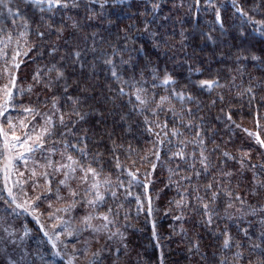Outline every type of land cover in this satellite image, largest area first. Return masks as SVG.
<instances>
[{
    "label": "trees",
    "instance_id": "16d2710c",
    "mask_svg": "<svg viewBox=\"0 0 264 264\" xmlns=\"http://www.w3.org/2000/svg\"><path fill=\"white\" fill-rule=\"evenodd\" d=\"M101 4L103 0H78V6L53 9L31 0L0 4V88L8 86L12 92L10 99H0V106L10 107L13 114L32 108L30 116L52 111L53 134L45 138L49 155L65 164L72 155L85 167L91 165L106 197L104 205L93 209L84 200L94 193L85 197L82 190L75 198L78 208L86 215L92 209L93 216L109 206L119 209L109 225L117 235L108 240L110 232H104L82 264H262L264 147L256 137L264 140V0ZM109 57L113 65L104 62ZM113 67L120 80L111 75ZM165 75L173 83L163 84ZM123 81L143 87L149 98L168 99L153 116ZM201 81L216 84L201 87ZM12 118L0 119V125ZM181 150L183 160L173 155ZM201 153L208 158L207 171ZM7 159L0 135V202L8 180L15 179ZM76 173L83 175L79 168ZM187 176L191 180L181 179ZM213 192L218 193L215 201ZM197 196L209 205L211 223ZM63 197L73 204L69 191ZM182 197L187 206L175 203ZM229 202L231 208L226 207ZM14 220L33 264L38 260L35 250L44 251L51 264H78L66 256L58 259V250L48 256L50 240L34 218L21 213ZM225 232L231 237L228 248L222 246Z\"/></svg>",
    "mask_w": 264,
    "mask_h": 264
},
{
    "label": "rangeland",
    "instance_id": "374dc122",
    "mask_svg": "<svg viewBox=\"0 0 264 264\" xmlns=\"http://www.w3.org/2000/svg\"><path fill=\"white\" fill-rule=\"evenodd\" d=\"M3 90L0 88V99L6 97ZM0 111L4 113L0 115V119L8 115L13 116L5 127L0 125V128L8 134L9 163L7 164L15 178L8 180L9 188L3 191L5 199L0 202V264H33L34 262L32 256L22 247L23 231L17 227L18 222L14 220L21 213L34 218L46 234L45 240H50L52 252L48 256H52L53 251L58 250V259L66 256L82 264L87 260L86 254H90L94 249L93 243L99 242L104 232L87 229L81 223L86 215L84 210L82 212L76 203L70 208V201L63 197V191H69V188L60 185L59 181L65 179L63 173L66 169L57 172L56 168L60 164H65L64 159L50 156L51 149L48 147L31 153L25 152V149L20 147V143L27 138V135L35 136L39 133L44 120L49 116L53 118L54 113L46 109L31 116V113L13 114L11 108L6 105L0 106ZM13 135L20 136L21 141H13ZM13 144L15 147H12ZM20 153H23L22 159L18 157ZM49 164L52 166L49 167ZM43 173H48L47 177ZM80 176L82 175L76 172L71 173L67 180V185L79 192L94 182L89 176L88 184H81ZM92 198L94 197L89 199ZM89 212L94 214L92 209L87 214ZM92 224L97 226L101 223L92 222ZM34 255L38 258L36 264H51L44 251L35 250Z\"/></svg>",
    "mask_w": 264,
    "mask_h": 264
},
{
    "label": "snow or ice",
    "instance_id": "6c2138e0",
    "mask_svg": "<svg viewBox=\"0 0 264 264\" xmlns=\"http://www.w3.org/2000/svg\"><path fill=\"white\" fill-rule=\"evenodd\" d=\"M4 2H5V0H0V4H4ZM31 2L33 4H37V5L46 4L49 7V9L61 8V7L67 8L70 5L73 6V7L78 6V0H31ZM94 2H95V0H94ZM108 2H109V0H103V4H101V7H103L104 4H107ZM41 11H43V9H41ZM237 11H242V10L238 8ZM218 19H219V17H218ZM73 27H75V25H73ZM60 31L62 32V29ZM37 35L43 37L44 33L43 32H38ZM9 39H11V37H9ZM75 55L78 57L79 53H76ZM104 62L106 64H108V65H113V63H114L113 60L110 57L105 59ZM123 63H128V62L124 61ZM15 67L18 68L19 64H16ZM111 75L114 78H116L117 80L121 79L118 76V73L116 72L114 67L111 70ZM62 76H63L62 72L58 73V77L57 78L59 79ZM10 83L13 85V87L15 86V77H13V79L10 81ZM123 83L125 85L131 84L130 81H123ZM162 83L165 84V85H168V84L173 83V81H172L170 76L165 75ZM214 84H216L215 81H201L200 82V86L201 87L211 88ZM131 86L135 89V91L132 92V96H134L135 100L139 102V105L144 106V108L147 111L151 112L153 116L157 115V110L162 109V107H163L162 102L164 100L168 99L167 97H160L159 100H156V97H155L154 94L151 96V98H149L146 89H144L143 87L137 88V87H135V84H131ZM3 91L5 93V96L10 99L11 96H12V92L8 88V86H5ZM124 91H125L124 87H121L119 89V92L122 93V94L124 93ZM141 93H144V95L142 96ZM173 95H176L181 100L185 99V96H184L183 93H176L175 90H173ZM187 98L191 99V97H187ZM153 100H156V106H155V108H150L149 104ZM5 103L7 104V99H6ZM53 107H55V105H53ZM24 111L32 113L35 110L32 109V108H25ZM3 114L4 113L2 111H0V115H3ZM73 114L77 115V116H80V118L83 119V116H81L78 112H75ZM229 119H230V117H229ZM59 122L62 125L65 123L63 115L59 116ZM145 122H148L147 118H145ZM21 123L23 124V122H21ZM157 126L159 127L160 125L158 124ZM185 126L189 127L190 125L186 124ZM9 127H13V126L9 125ZM53 127H54V124H53L52 117L49 116V117H47L44 120V124L41 125V129L42 130L39 133H37L35 136H31V135L25 134V135H27V138L24 139L20 143V147L24 148L25 152H29V153L37 151L39 149H43L45 147V143H46V139L45 138L46 137H51L52 134H53V132H52ZM164 127H167V125L165 124ZM172 134L173 135L176 134L175 129L172 130ZM0 135L4 136V138H5V146L7 147V135L8 134L6 132H4V130L2 128H0ZM157 135H159V133H157ZM196 135L200 136V133L197 132ZM250 135H251V133H250ZM256 139H257V142L262 147H264V140H261L258 135H257ZM12 140L20 142L21 141V137L13 135L12 136ZM201 143H203L202 139H201ZM12 147H15V144H13ZM71 147L76 148V145H71ZM52 151H55V149H53ZM78 151L83 153L84 149L81 148V149H78ZM63 155H64V153H61V156H63ZM153 155H156L157 158H158V153H153ZM173 155L175 157H179V159H181V160L185 159V154H184V152L182 150L179 151V152L174 153ZM223 155L228 157L229 153L225 152V153H223ZM245 155H247V154H245ZM201 156H202V159L200 160V163L203 165L205 171H207L208 168H209V164L206 163L208 158L206 156H203L202 153H201ZM18 157L22 159L23 158V153L18 154ZM66 158H67V160L70 163L60 164L59 167L56 168V171L60 172L61 170L66 169V171H64V173H63L64 176H65V179L60 180L59 184L60 185H65L66 187L69 188V196L73 198V204H70L69 207L70 208L73 207L74 204H75V198L80 196V192L79 191H77L75 189H71L70 185H67V180H68L70 174L71 173H75L77 171V168H79L80 171L83 173V175L79 177V180H80L81 184H88L89 176H91L93 178V181H94L93 183H91L89 185L88 188H86L84 190V196L85 197H87L89 195H92L94 193V198L85 199L84 203L89 205V206H91L93 209H95L97 206L104 205L105 202H106V197H105V195L103 193H101L99 191L100 184H99V182H96V177L99 175L97 170L95 168L91 167V165H88L87 167H85L84 165L80 164V162L78 160H75L72 155H68ZM25 163H26V161H25ZM241 164H242V167H243V161H241ZM51 166L52 165L49 164V167H51ZM192 167H194V165H192ZM252 167H256V165H253ZM153 168H155V165H153ZM179 168H180V166L177 165L176 174H178ZM199 174L200 173H196V175H199ZM33 175H35V173H33ZM43 175L45 177H47L48 173H43ZM224 175H231V173H224ZM181 179L191 180V177L190 176L181 177ZM253 179L255 180V177ZM105 183H108V181L106 180ZM261 186L264 187V183H262ZM206 187H207V189H212L213 185L212 184H208ZM221 191H224V190H221ZM110 195L112 197H115L116 193L115 192H110ZM217 195H218L217 192H213L212 193V200L213 201H215ZM225 195H227L229 198H232L233 194L230 191H225ZM196 199L198 201H200L199 206L204 209V215L207 217V222L211 223L213 213L209 211V205L207 203H203V198L202 197L197 196ZM235 199L236 200H241L239 195H236ZM175 203L177 204V206H181V205L187 206V205H185V201H184L183 197L181 198L180 201H175ZM241 203H243L242 200H241ZM232 206H233L232 203L229 202L226 207L227 208H231ZM18 207H19V205H18ZM118 215H119V209L109 206V207H107V210L105 212L99 213V214H97L95 216H93L92 213L89 212L87 215H85L83 217L81 223L84 224L87 229H91L93 232H110V234L107 236V239L108 240H112L113 236L117 235V232H111L110 229H109V225L110 224H114V219ZM110 216H112L113 218L110 219ZM180 218L181 217H177V219H180ZM93 219L102 221V223L100 225L94 226L92 224V220ZM224 235H225L226 238L224 239L222 246L224 248H228L230 246L231 237L228 236L227 232H225ZM257 247H259V246H257ZM116 251L118 252L119 249H116ZM98 254L99 253H93V256H97ZM249 264H252V262L250 261ZM262 264H264V262H262Z\"/></svg>",
    "mask_w": 264,
    "mask_h": 264
}]
</instances>
